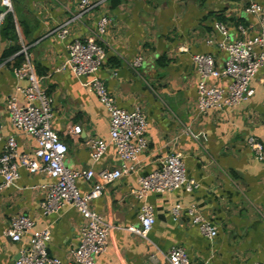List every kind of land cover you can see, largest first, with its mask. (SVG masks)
Here are the masks:
<instances>
[{
    "label": "crops",
    "instance_id": "0c3cea01",
    "mask_svg": "<svg viewBox=\"0 0 264 264\" xmlns=\"http://www.w3.org/2000/svg\"><path fill=\"white\" fill-rule=\"evenodd\" d=\"M78 1L14 0L12 16L19 44H27L35 71L44 77L54 108L53 128L68 146V167L98 171L120 164L112 145L99 160L91 158L85 145L89 136L108 139L110 131L108 110L86 85L93 77L104 81L119 107L141 106L147 114L150 143L139 157L137 170L106 185L103 194L91 202L94 211L117 226L96 264H169L165 253L177 245L185 247L191 264L264 263V161L257 160L247 144L250 136L264 143V84L260 82L264 67L252 81L255 94L241 104L207 113L195 106L199 75L193 55L212 53L222 63L225 53L208 46L205 39L217 20L229 24L233 35L238 22L258 26V17L244 10L250 0H103L71 25L68 39L51 33L76 11ZM255 1L264 5V0ZM6 5V0H0V13ZM104 15L112 22L103 38V67L94 76L83 77L70 70L57 71L66 61L71 39L93 34ZM9 16L0 25V154L10 135L16 137L21 152L32 153L35 139L15 128L6 110L7 98L16 86L26 85L14 73V67L21 65L16 58L3 59L13 44L6 35ZM182 45L189 51H180ZM137 56L143 60L135 69L130 64ZM210 81L226 86L230 79ZM20 99L24 101L23 96ZM74 124L83 128L79 136L68 133ZM173 151L183 153L187 174L198 180L199 188L133 197L130 192L138 178L159 168ZM52 181L21 168L18 180L0 192V264H14L28 240V235L21 242L6 235L12 217L20 214L34 219L35 231L51 226L50 254L71 259L70 251L80 243L84 218L72 205L51 214L42 211L41 184ZM95 181L79 179L77 185L86 193ZM144 201L155 209V223L146 238L130 230L140 224ZM190 203H196L218 226L214 239L204 236L185 211L174 219L172 207Z\"/></svg>",
    "mask_w": 264,
    "mask_h": 264
},
{
    "label": "built area",
    "instance_id": "2783aa9c",
    "mask_svg": "<svg viewBox=\"0 0 264 264\" xmlns=\"http://www.w3.org/2000/svg\"><path fill=\"white\" fill-rule=\"evenodd\" d=\"M14 0H6L7 9L0 13V25L8 14L14 10ZM103 0H79L77 9L63 23L51 30L61 39H68L70 27L102 4ZM247 14L258 17V26L238 22L236 34L231 33L229 24L217 20L213 23L210 34L205 39L208 46H216L225 53L222 63L212 53H195L193 62L199 75L197 84L196 109L200 113L210 110L221 111L241 104L251 98L255 92L252 81L259 70L264 67V5L250 0L244 7ZM112 18L104 15L97 23L96 31L88 37H74L67 46L66 61L57 71L70 70L79 77L94 76L106 59L104 36ZM17 29L19 27L17 26ZM27 44L10 57L13 60L18 54L24 55L21 65L14 67V73L26 85H17L15 92L6 101V110L11 124L32 136L36 147L32 153L21 152L16 137L8 136L0 154V192L11 187L20 177V169L25 168L32 174H41L51 178V183L41 184L43 200L41 209L45 214L60 211L65 205H72L84 218L80 243L70 251L71 259L63 260L49 252L52 236L51 226L33 230L35 221L30 216L20 214L13 216L6 235L16 242L23 241L19 256L14 264H96V257L106 251L111 232L117 227L103 219L102 215L91 208V202L99 198L108 184L137 170L141 154L148 150L150 139L147 114L143 107L133 110L119 107L109 92L104 81L93 77L86 85L103 102L109 113L108 139L89 136L85 145L89 148L92 159L99 160L109 145L115 149L120 164L113 168L94 170L93 168H70L66 165L68 146L65 140L53 128L54 108L52 100L44 87V77L35 71ZM180 51L188 52L189 47L182 45ZM142 56H137L131 66L137 68L142 63ZM211 78H229L226 86L211 82ZM264 84V78L260 80ZM23 96L24 101H21ZM83 132L80 124L69 128V134L79 136ZM3 137L0 132V141ZM247 144L254 157L264 161V143L256 136H250ZM96 180L90 189L83 193L77 181ZM184 188L193 192L199 188V182L189 177L186 171L184 155L173 151L161 160V166L138 178V185L130 194L137 199H145L152 193L165 194ZM172 215L177 220L183 211L191 222L199 227L201 233L209 239L218 235V226L208 219L196 203L189 205L175 204ZM139 226L130 230L146 238L155 223L153 205L144 201L140 207ZM165 257L169 264H191L189 254L183 246H172ZM207 264V263H206ZM264 264V263H255Z\"/></svg>",
    "mask_w": 264,
    "mask_h": 264
},
{
    "label": "trees",
    "instance_id": "16d2710c",
    "mask_svg": "<svg viewBox=\"0 0 264 264\" xmlns=\"http://www.w3.org/2000/svg\"><path fill=\"white\" fill-rule=\"evenodd\" d=\"M8 16H9V14L7 15V17ZM9 19H10L9 20L10 22H9V25L7 26V29H6V35L13 41V44L9 47L8 50H6L4 52V54H3L4 58L3 59L9 58L21 50V45L19 44V34L16 30V22L12 16V14H11V16H9ZM15 58L17 61V65H19L24 60V55L18 54Z\"/></svg>",
    "mask_w": 264,
    "mask_h": 264
}]
</instances>
